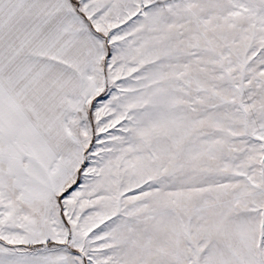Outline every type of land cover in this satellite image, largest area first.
<instances>
[{"label":"snow or ice","instance_id":"1","mask_svg":"<svg viewBox=\"0 0 264 264\" xmlns=\"http://www.w3.org/2000/svg\"><path fill=\"white\" fill-rule=\"evenodd\" d=\"M0 264H264V0H0Z\"/></svg>","mask_w":264,"mask_h":264}]
</instances>
